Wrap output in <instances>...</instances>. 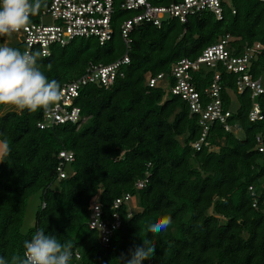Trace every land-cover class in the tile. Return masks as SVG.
Listing matches in <instances>:
<instances>
[{
  "label": "trees",
  "instance_id": "16d2710c",
  "mask_svg": "<svg viewBox=\"0 0 264 264\" xmlns=\"http://www.w3.org/2000/svg\"><path fill=\"white\" fill-rule=\"evenodd\" d=\"M170 1L175 0L155 3ZM222 6L221 20L201 12L185 24L176 19L159 28L140 23L131 31L128 48L119 26L130 13L116 10L111 39L102 46L95 39L78 38L63 47L50 45L48 57L31 50L39 53L47 79L60 87L81 77L89 64L107 65L125 53L129 64L108 89L87 85L79 91L74 104L83 121L78 124L39 129L42 109L0 115V140L7 138L10 147L0 163V256H22L24 241L43 230L73 243L70 264H119L121 253L127 256L143 239L156 246L144 264H264V151L257 142L264 146V94L254 100L249 90L238 94L235 76L220 65L191 73L205 106L203 89L219 72L222 109L231 111L227 123L243 132L237 139L214 122L207 145L196 151L198 116L190 115L188 104L162 86L148 85L150 78L163 74L170 89L178 61L196 59L229 35L235 56L245 46L262 45L248 73L264 87V3L230 0ZM12 48L26 51L22 42ZM253 104L262 119L250 122ZM61 151L74 155L64 178L57 172ZM37 194L35 223L23 232L27 202ZM125 195L130 202L112 210L115 199ZM93 203L105 220L118 213L120 226L107 244L100 242L97 230L89 229ZM163 216L171 218L169 228L149 232L148 226Z\"/></svg>",
  "mask_w": 264,
  "mask_h": 264
},
{
  "label": "built area",
  "instance_id": "2783aa9c",
  "mask_svg": "<svg viewBox=\"0 0 264 264\" xmlns=\"http://www.w3.org/2000/svg\"><path fill=\"white\" fill-rule=\"evenodd\" d=\"M156 0H49L48 4L30 17L27 28L13 35L19 38L26 51L38 49L41 57L49 56V47L52 44L61 47L71 41L84 38L95 39L100 46L111 39L113 33V16L116 10L130 13V17L120 22L119 30L121 39L126 48L130 45V34L133 27L140 24H150L159 28L164 21L176 19L180 24H185L189 17L201 12L211 13L216 20H221L223 6L230 0H175L167 5L155 3ZM264 3V0H256ZM232 14H235L233 11ZM51 20L52 23L46 22ZM232 38L225 35L218 43L206 47L194 60L182 59L171 70V76L175 79V85L170 87L167 93L179 97L188 104L190 115L198 116V126L201 129L199 139L193 144V148L199 151L206 146L208 131L214 122L222 125L225 131L233 128L228 125L227 119L231 111H223L220 100V74L215 71L210 84L203 89L204 96L208 99L202 106L201 97L191 83V73L200 71L202 67L214 69L220 65L227 73L235 76V88L238 94L245 90L251 93L254 100L264 94L262 82L252 79L248 73V67L253 58L262 50V45L256 43L245 46L241 54L235 56L231 46ZM127 52V51H126ZM129 64V57L125 53L118 60L107 64H89L83 75L61 87L62 96L59 103L50 111H45L42 121L37 123L39 129H49L55 126L71 123L78 124L80 108L74 102L79 96V91L87 85H99L105 89L111 87L117 77H123L122 66ZM149 87L168 86L163 74H158L148 80ZM202 96V95H201ZM262 114L257 104H253L249 114V121L261 120ZM260 151L264 146L257 139ZM59 165L57 172L59 178H64V168L73 162L74 155L71 152L61 151L58 154ZM142 183L137 187L141 188ZM249 190L251 188L249 187ZM130 195L115 199L112 210H117L121 204L129 203ZM255 207V201L252 205ZM120 226L117 212L112 213L110 221L101 218L98 205L93 203L89 220V229L97 230L100 242L107 244L114 231Z\"/></svg>",
  "mask_w": 264,
  "mask_h": 264
},
{
  "label": "clouds",
  "instance_id": "9594fccd",
  "mask_svg": "<svg viewBox=\"0 0 264 264\" xmlns=\"http://www.w3.org/2000/svg\"><path fill=\"white\" fill-rule=\"evenodd\" d=\"M45 5L46 0H0V37H11L27 28L30 17ZM38 60L39 53L0 46V106L5 112L10 109L17 112L27 110L29 113L42 109L47 112L61 100L60 84L47 79ZM9 154V142L4 138L0 140V163ZM171 223L169 216H163L150 224L148 231L160 233ZM73 246L71 241L61 242L55 235L37 230L30 241H24L22 256L14 254L10 259L0 256V264H70ZM155 251V243L143 239L142 244L130 249L127 256L121 253L118 261L119 264H144Z\"/></svg>",
  "mask_w": 264,
  "mask_h": 264
},
{
  "label": "rangeland",
  "instance_id": "374dc122",
  "mask_svg": "<svg viewBox=\"0 0 264 264\" xmlns=\"http://www.w3.org/2000/svg\"><path fill=\"white\" fill-rule=\"evenodd\" d=\"M46 22L48 23H52V21L49 19ZM5 40L9 41V47H13L15 44L19 43V38L15 35H12L11 37H5ZM164 89L166 90L165 92L167 93V91H169V88L167 86H164ZM165 93V94H166ZM231 132L233 133V135L235 136V138L237 139H242L243 138V132L241 130H235L232 129ZM214 150H217L216 148H214ZM70 168H66V173L70 174ZM132 204L134 206H136V198L133 197L132 199ZM39 205V195H33L31 198H29L28 202H27V206H26V211H25V215H24V222L22 225V231L26 232L28 229H30L31 227H33L34 225V221H35V212L37 210V207Z\"/></svg>",
  "mask_w": 264,
  "mask_h": 264
},
{
  "label": "crops",
  "instance_id": "0c3cea01",
  "mask_svg": "<svg viewBox=\"0 0 264 264\" xmlns=\"http://www.w3.org/2000/svg\"><path fill=\"white\" fill-rule=\"evenodd\" d=\"M5 37L6 36H4V37H0V46H8L9 47V41H7V40H5ZM8 112H17L16 110H12V109H10V110H8L7 112H5L4 111V108L2 109V111L0 112V115H5L6 113H8Z\"/></svg>",
  "mask_w": 264,
  "mask_h": 264
}]
</instances>
